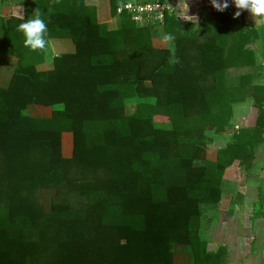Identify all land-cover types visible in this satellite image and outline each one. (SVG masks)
<instances>
[{
  "label": "trees",
  "instance_id": "16d2710c",
  "mask_svg": "<svg viewBox=\"0 0 264 264\" xmlns=\"http://www.w3.org/2000/svg\"><path fill=\"white\" fill-rule=\"evenodd\" d=\"M125 1L111 0L114 14ZM23 6V18L0 16V65L17 59L0 88V264H174L176 245L196 264H220L226 247L208 250L202 230L217 225L226 195L230 214L243 204L226 171L249 174L264 155V26L247 11L234 18L236 8L194 21L167 11L145 26L123 13L112 26L85 0ZM37 8L48 38L72 51L24 46L18 25ZM165 34L174 40L155 46ZM244 67L253 72L229 75ZM246 103L253 124L232 127ZM37 106L51 115L34 116ZM229 128L232 140L211 154ZM260 183L253 220L264 216ZM45 189L56 190L49 210Z\"/></svg>",
  "mask_w": 264,
  "mask_h": 264
},
{
  "label": "crops",
  "instance_id": "0c3cea01",
  "mask_svg": "<svg viewBox=\"0 0 264 264\" xmlns=\"http://www.w3.org/2000/svg\"><path fill=\"white\" fill-rule=\"evenodd\" d=\"M8 1L7 6H0V16H14L17 18H23L25 15V9L23 3L28 0H6ZM144 2L146 0H138ZM150 1V0H148ZM147 1V2H148ZM175 4V13L179 18L184 20H198L203 13L205 8V2L207 0H170ZM87 5L94 6L97 10V19L102 24H108L116 26L118 23L119 15L117 12H113L111 0H85ZM122 4V3H120ZM248 20L253 25L256 26L251 14L248 12ZM190 18V19H187ZM117 20V22H116ZM116 22V23H115ZM260 27V26H258ZM56 40L51 41V45L55 44ZM57 43V42H56ZM154 44L157 47H166L167 42L155 39ZM66 52L72 51L73 46L71 42L66 41L61 44ZM58 45L57 47L61 46ZM59 55V54H56ZM17 66V59L10 58L7 59L2 65H0V88L8 87L11 78L14 74L15 68ZM240 70L242 74L253 72V68H231L229 70ZM251 71V72H243ZM241 74V75H242ZM34 116L46 117L50 116L52 113L51 108L37 106L33 111H31ZM245 202V201H244ZM244 206V203L243 205ZM246 206V205H245ZM253 206V203H252ZM239 211V209H238ZM241 212H234L232 221L233 225H228L227 222L217 223V230L213 233L214 244H210L213 247L211 249L218 248L219 246H225L226 252L222 257L220 264H241L240 259L251 260L248 264H264V251L261 249L260 241H264V216L257 217L252 223V217L254 213V208H251L250 212H244V208L241 207ZM227 216V215H226ZM243 220V221H242ZM221 221V220H220ZM243 222V223H241ZM216 228V227H215ZM218 231V232H217ZM242 238V239H241ZM258 242V247L256 243ZM251 250V252H250ZM180 255V256H179ZM174 264H196L194 260V254L190 246L176 245L174 250Z\"/></svg>",
  "mask_w": 264,
  "mask_h": 264
},
{
  "label": "rangeland",
  "instance_id": "374dc122",
  "mask_svg": "<svg viewBox=\"0 0 264 264\" xmlns=\"http://www.w3.org/2000/svg\"><path fill=\"white\" fill-rule=\"evenodd\" d=\"M131 1H134L137 3H146L148 0H146L144 2H140L138 0H131ZM168 1H170V0H168ZM187 19H190V18H187ZM116 22H117V20H116ZM56 42H55V44L50 46V51H48V53H50L51 57L55 56L56 54L64 53L66 51L65 49H63V47L61 45L62 43L66 42V41L56 40ZM58 45H61V46L57 47ZM51 67H52L51 63H46V64L44 63V64L39 66V69L43 70V69H49ZM243 72H251V71H243ZM241 74H242V71H240V70L230 71L231 76H239ZM255 114H256V109L253 108L250 103L241 104L240 106H238L236 108L235 117L232 120L231 126L232 127L250 126L251 124H253V120L255 119ZM232 133H233V128H229L227 133L218 137L216 139L215 143L210 145L209 152L211 154L215 155L218 148L225 146L227 143H229L232 140ZM68 139L71 140L70 134H66L64 136V147H65L64 149H65L66 155L71 153V145L69 144ZM226 172L227 173H226L225 178L230 182H234V185L232 187L234 190V193H237V192L241 193L242 195L239 196V198H240L239 201H240V203H244V206H242L243 204L240 206H235L234 212H241L240 211L241 207L244 208V212H250L251 208H254V212H255V210H256L255 203H256V200H258V189L257 188H258L260 182H261L260 184H261L262 191H263L262 193L264 195V155L262 157L258 156V159L256 160L255 169L252 172H250L249 174L247 172L243 171V168L241 166H239L238 164H235V166L229 168V170H227ZM42 195H43L44 207L46 210H49L54 199H55L56 190L45 189V190H43ZM252 203H253V206H252ZM231 208H232L231 198L229 195H226V197L224 198L223 202L220 205L219 219L221 221L219 220L217 222L219 225L221 223H224V222H227L228 225H230V224L233 225L232 224V221L234 220V218L232 216L233 214L229 213ZM238 209H239V211H238ZM253 215H254V213H253ZM214 222H215V220H214ZM251 222L254 223L253 217H252ZM241 223H243V222H241ZM215 227L211 228V231H209V229H210L209 227H203V230H202L203 235L208 242V250H216L217 249V247L215 249L210 248V247H213V245L210 243L212 242L214 244L213 233L218 229L216 225H215ZM205 229H208V230L206 231ZM260 243L261 244H259V245H260L261 249L264 251V241L263 242L260 241ZM257 245H258V242L256 243V247L259 246V245L258 246ZM250 252H251V250H250ZM240 261H241V264H248V262H251V260H248L245 258L243 259V257L240 259Z\"/></svg>",
  "mask_w": 264,
  "mask_h": 264
},
{
  "label": "clouds",
  "instance_id": "9594fccd",
  "mask_svg": "<svg viewBox=\"0 0 264 264\" xmlns=\"http://www.w3.org/2000/svg\"><path fill=\"white\" fill-rule=\"evenodd\" d=\"M54 3L59 4L60 0H54ZM235 8L234 18H238L243 11L251 14L256 26H264V0H233ZM212 6L218 12H224L229 8L228 0H211ZM33 18L26 20L18 25L17 31L22 32L24 35V46L32 51L47 52L51 46V40L48 38L47 25L42 17V12L39 8L33 13ZM163 41L171 42L174 37L171 34L162 36ZM256 61L258 64H264V56L257 55ZM170 64H178L179 60L175 58V52L172 50L169 59ZM22 115H28L27 111H23Z\"/></svg>",
  "mask_w": 264,
  "mask_h": 264
},
{
  "label": "built area",
  "instance_id": "2783aa9c",
  "mask_svg": "<svg viewBox=\"0 0 264 264\" xmlns=\"http://www.w3.org/2000/svg\"><path fill=\"white\" fill-rule=\"evenodd\" d=\"M223 3V0H220ZM229 8L234 9L233 0H228ZM205 8L216 11L211 4V0L205 2ZM176 10L175 4L170 1L165 3L162 1L137 3L131 0H126L117 9V14L127 13L131 16L132 21L138 26H145L164 21L167 11L173 12Z\"/></svg>",
  "mask_w": 264,
  "mask_h": 264
}]
</instances>
